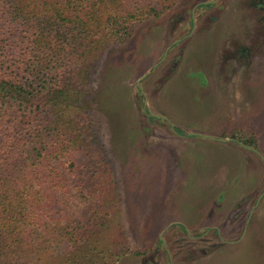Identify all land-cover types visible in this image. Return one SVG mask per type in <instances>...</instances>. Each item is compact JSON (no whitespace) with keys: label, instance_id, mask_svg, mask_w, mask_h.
I'll return each mask as SVG.
<instances>
[{"label":"rangeland","instance_id":"obj_1","mask_svg":"<svg viewBox=\"0 0 264 264\" xmlns=\"http://www.w3.org/2000/svg\"><path fill=\"white\" fill-rule=\"evenodd\" d=\"M145 4L157 14L109 42L86 81L87 103L97 98L89 140L111 162L127 238L117 264H264V196L252 209L264 192V0L117 5ZM144 107L162 120L149 121ZM67 189L56 195L59 226L82 205ZM170 222L186 230L171 226L156 244Z\"/></svg>","mask_w":264,"mask_h":264},{"label":"trees","instance_id":"obj_2","mask_svg":"<svg viewBox=\"0 0 264 264\" xmlns=\"http://www.w3.org/2000/svg\"><path fill=\"white\" fill-rule=\"evenodd\" d=\"M121 1L0 0V264H117L127 249L111 162L89 140L86 85L105 46L158 12L120 13ZM73 149L80 159L56 163ZM59 186L82 204L62 226Z\"/></svg>","mask_w":264,"mask_h":264},{"label":"flooded vegetation","instance_id":"obj_3","mask_svg":"<svg viewBox=\"0 0 264 264\" xmlns=\"http://www.w3.org/2000/svg\"><path fill=\"white\" fill-rule=\"evenodd\" d=\"M212 1H205V2H203V3H198V4H196L193 8H194V10H195V8L196 7H198V6H203V7H208L209 5L211 6L212 4ZM192 13H193V10H192ZM182 40V37L181 38H178L177 40H175V41H173L172 43H170L169 45H168V47H167V49L165 50V53H164V55L166 54V52L168 51V49H170L172 46H173V44L174 43H176V42H179V41H181ZM164 56H162V58H163ZM162 58H161V61H162ZM156 65V64H155ZM141 79V78H140ZM140 79L138 80L139 82H140ZM137 81V82H138ZM139 82H138V84L136 83V85H137V87L138 88H140V85H139ZM144 111L146 112V114H147V116L148 115H150V116H154V117H157V118H159V120L158 121H160V120H162V117H159L158 115H153V114H151V113H149L147 110H146V108L144 107ZM149 120V119H148ZM149 121H151V120H149ZM158 121H153L152 120V122H158ZM173 130L175 131V133L176 134H178V135H182L181 133H179L178 131H177V129L175 128V127H173ZM228 140V139H227ZM227 140H221V141H227ZM239 144L240 145H242L243 147H245V148H249L250 150H251V148L248 146V145H246V144H243V143H240L239 142ZM262 196H264V192H262L260 195H259V197L257 198V200H256V202H255V205L253 206V208L252 209H254V207L257 205V203L260 201V199H261V197ZM252 212H253V210H250V212H249V215L247 216V218H246V221H245V223H244V226H243V229H242V233H241V235H240V238L244 235V233H245V231H246V228H247V225H248V223H249V220H250V217H251V214H252ZM171 226H178L179 228H181V229H183V230H186V226L182 223V222H170V223H168L167 225H166V227L163 229V231L162 232H160V234L158 235V238L156 239V244L158 243V244H160V243H163V239H162V234L164 233V231L166 230V229H168L169 227H171ZM205 231V230H204ZM203 231V232H204ZM214 231L217 233L218 231H217V229H214ZM239 238V239H240ZM154 250L155 249H157V248H155V246H154V248H153ZM152 264H156V263H154V262H151ZM151 263H149L148 262V260H143V261H141V264H151Z\"/></svg>","mask_w":264,"mask_h":264},{"label":"water","instance_id":"obj_4","mask_svg":"<svg viewBox=\"0 0 264 264\" xmlns=\"http://www.w3.org/2000/svg\"><path fill=\"white\" fill-rule=\"evenodd\" d=\"M145 75V74H144ZM139 82V81H138ZM137 82V84H138ZM204 136H208V135H204ZM210 137V136H209ZM220 140H227L226 138H219Z\"/></svg>","mask_w":264,"mask_h":264}]
</instances>
